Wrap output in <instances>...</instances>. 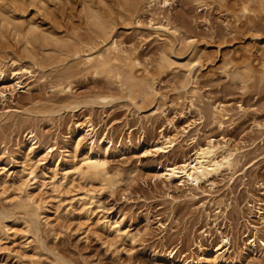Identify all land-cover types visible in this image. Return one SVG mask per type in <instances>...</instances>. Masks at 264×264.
I'll return each mask as SVG.
<instances>
[{
	"label": "rangeland",
	"instance_id": "rangeland-1",
	"mask_svg": "<svg viewBox=\"0 0 264 264\" xmlns=\"http://www.w3.org/2000/svg\"><path fill=\"white\" fill-rule=\"evenodd\" d=\"M85 1L0 0L16 20L0 18V172L19 171L25 160L40 173L80 159L90 139L76 127L90 118L98 154L121 181L110 189L74 175L56 191L33 184L43 205L36 236L20 207L26 191L0 179V213L11 216L0 264H264V0H140L130 9L105 0L113 15L104 0H89L108 7L107 37L87 20ZM113 41L124 62L111 65L125 63L133 79L87 61ZM19 67L27 69L20 85L12 81ZM145 80L152 87L143 94L134 84ZM105 137L113 141L106 153ZM208 143L218 160L232 154V164L197 185L164 177L167 165L191 160ZM160 144L169 147L155 152ZM89 193L120 232L78 213L77 199Z\"/></svg>",
	"mask_w": 264,
	"mask_h": 264
},
{
	"label": "bare ground",
	"instance_id": "bare-ground-1",
	"mask_svg": "<svg viewBox=\"0 0 264 264\" xmlns=\"http://www.w3.org/2000/svg\"><path fill=\"white\" fill-rule=\"evenodd\" d=\"M1 1H3V0H1ZM104 1L100 0L99 3H101V2L103 3ZM170 1L171 0H149V2L160 3V4H162V6L169 5ZM88 2L90 3L89 6H87ZM88 2L85 1L86 4L83 3V5H85V7L87 6L86 8L83 6V11L86 9L85 10L86 14H84V15L85 16L87 15V17H86L87 20L89 22L91 21V23L93 24L92 27L98 28V29L95 28L96 31L98 30L97 31L98 33H99V30H100L101 33L104 36L108 35L109 34V27H108V24H107V22L105 20V16L107 14L106 11H108L106 9L108 7L106 9H104L105 8L104 6L105 5L106 6H110L111 10L109 9V12L112 11L113 8H111V7H113V6H111L109 3H106V1H105V3H106L105 5L101 4V6H103V9L101 8L102 9V11H101V10H99V5L100 4L97 5L98 8L96 9V7H94L95 3L93 4V2H92L93 6H91V2L89 0H88ZM138 2H140V0H123L124 5L127 8H129V9L131 8V6L133 4L134 5L136 4V6H137ZM0 4H2V3L0 2ZM4 5H7V3L4 4ZM9 5L10 4H8L7 6H4V7L6 8ZM138 5H139V3H138ZM13 7L10 8L11 11L16 10V9H13ZM118 9L120 10V7ZM131 10L133 11V9H131ZM113 11L115 12L116 10L113 9ZM109 12H108V14H109ZM116 12L118 13V11H116ZM8 13H9V8L8 9H4L3 7L2 8L0 7V18H1V20H2V18L3 19L7 18L8 17ZM113 13H112V15H113ZM122 14H123V16H126L124 14H127V13H122ZM9 15H10V13H9ZM120 15H121V13H120ZM110 17H111V15L110 16L108 15V19ZM11 18H12V16L10 15L9 16V20ZM89 18H90V20H89ZM7 19H6V22L9 23V20L7 21ZM106 19H107V17H106ZM1 20H0V22H1ZM11 21H13V23H14V21H16V20H14L12 18ZM29 22H31L30 26H36V24L39 25L37 22L35 23V21H33V20L29 21ZM19 25L21 26V24H19ZM15 26L16 25H14V27ZM155 28L157 30L169 31V29L166 26L162 25V24H159ZM44 38H46V37H44ZM56 38H55V41H56ZM57 40H58V38H57ZM58 41H56V42H58ZM120 52L121 51L118 48L116 42L113 41L105 49L104 53H99L97 55L90 54L87 57V61L88 62H95L97 64V63H99L98 60H100L101 63L97 64V65L100 66V67H98L99 68L98 70L101 71V72H104L105 70H107V68L108 69L112 68V67H110V66H113V65H111V61H116L118 58H121V60L120 59H118V60H120V62H124L122 60L123 58L121 57L122 55H120ZM111 53H114L113 57L111 56ZM163 56L164 57L167 56L166 53ZM123 57H124V60H125L127 56L126 57L123 56ZM163 58H162V60H163ZM164 59L169 61V58H164ZM127 60H128V58H127ZM166 60H165V62H166ZM131 64L135 65V64H138V62H137L136 59H134L133 62L131 61ZM120 65H122V64H120ZM120 65L119 66L117 65V66L120 67V69L122 70L124 68L123 66L125 65V63L122 65L123 68ZM117 66L116 65L113 66L114 69L117 68ZM131 67L129 65L128 68H131ZM100 68L103 69V70H101ZM19 69H20V67H19ZM22 69H24V68H21L18 71L15 70L13 72L12 81L14 83L18 84V85L21 84V78H22V73H23ZM120 69H116V70H119V73L120 72L122 73V71H123L122 74L127 72L124 69L122 71H120ZM24 71H27V69L25 68ZM129 71H131V70H129ZM114 72H116V71L114 70L112 72L113 75H116ZM131 72L130 73L128 72V73L132 74ZM243 72H244V70H243ZM3 73H4V70L0 66V78L3 76ZM116 73H118V72H116ZM128 73H125V75L126 74L128 75ZM245 73H244V75H245ZM122 74L120 75V77H122ZM128 76L131 77L132 75L131 76L128 75ZM128 76H127V78H128ZM116 77L117 76H115V78ZM117 78H116V80H117ZM134 78H136V77H134ZM122 79H123V77H122ZM147 79L149 80V78H147ZM127 80H126V82H127ZM136 80H137V78H136ZM148 80L138 81L139 84L135 83L134 87H135V85H136V87L140 86L142 88V90L140 92L143 93L146 89H149V88L152 87V83H150L151 81L149 82ZM131 81H133V80L130 79V81H128V82L132 83ZM137 85H139V86H137ZM131 86H129L130 89L132 88ZM134 89H137V88H134ZM134 89H132V92H133ZM130 92L131 91L129 90V92H128L129 96L131 94ZM146 93H148V92L146 91ZM149 93H150V91H149ZM132 95H133V93H132ZM76 128H79V129L81 128V130L83 131L85 137L86 138L88 137L90 139L89 150L80 159L77 160L76 156H74V158L72 160H70V161L64 160V161H61V163L59 161L58 162L55 161V162H53L54 163L53 166L42 170L40 173L36 170V168H35V166L33 164L28 163V160H25V162L23 164V168L21 170H19V171L9 170V168H7L6 166L1 167L0 179H1L2 182L17 185L19 187H22L23 190L26 191L27 199H25V201H23V202H20V207H21V209H23L22 211H23L24 217H25L24 223L28 226V231L34 233L36 236L39 235V231H40L39 230L40 229L39 228V221H40V216H41V213H42V210H40V209L43 207V205L31 193L32 191L30 190L29 187H31L33 184H35L37 182H41L42 185H46L47 187L49 185L51 187V188H49L50 190L52 189V190L56 191V190L59 189V187H66V186H68L70 184H73L75 182V180H76L74 175L75 176L76 175L80 176V178L83 179L84 182H86V184H89V185L90 184L91 185L95 184L94 186H96L98 184V185H102L103 187H107V188H110V189L114 188L121 181L120 172L118 170H113V171L110 170L108 168L109 160H107L105 157L103 158V156H100L98 154V153H101L100 152V148H99V142H98V139L96 138L97 131H98L97 128L98 127L92 122V120L90 118H88L84 123L78 124V126ZM26 137L28 138L29 141H31V144H33V145H36L39 142V140H40L38 135L33 130H30V129L27 131ZM80 137L84 138V136H82V134H81ZM80 141H81V139H80ZM102 142H103L104 147H106L105 150H103V151H105V153L109 152L110 150L113 149V147H112L113 146V141L111 140L110 137L109 138L105 137L104 140H102ZM158 143H159V141H158ZM171 143H172V141H167L166 142V144H169V145ZM164 145L160 144L158 146H155L156 147V151L155 152L164 151V150H166L169 147V145L168 146L167 145L164 146ZM152 148H154V147H152ZM216 150H217V148H216L215 144L208 143V145H206L204 147H199V149L195 153L196 155L193 158H191V160L188 161L187 159H184L183 162H181V163H177L175 161L171 165H167L166 166L165 172L163 171L164 173L162 172V170H161V172H162V174L164 175V177L166 179H171V180L172 179H176V180L181 181V183H183L182 181L188 180V181H190V182H192V183L197 185L200 182L204 181L205 179H208V177L212 173L217 172L222 166H224V165L230 166L232 164V154L223 156L221 160H218L215 157ZM59 165H60V167L58 168ZM164 165L165 164H163V166ZM159 174H160V172L158 173V175ZM76 203H78V206L80 208L78 213L79 214H83L87 218V220H91V222L96 224L98 227H101L102 229H105V230H108V231H112V232H120L122 230L120 228L119 224H118V221L117 220H113L112 216L110 217L109 214L108 215L106 214V213H109L108 212L109 211L108 208H106L105 205H103L97 198L95 199L94 195H91L90 193L89 194H85V198H78ZM111 213H112V211H111ZM0 215H1L0 217H3L1 222H0V237H1L2 234H3L4 228L8 227L7 226L8 224L4 223L3 221H5V219L7 217L9 218L11 216H7V214H2V213H0ZM46 217H47V215H46ZM11 219L15 220V217H13ZM92 220H94V221H92ZM45 221L47 222V224L50 223V221H48L47 219H45ZM224 242H228V240L225 239V240H223V243ZM221 249H222V247L219 246L216 249L215 253H218V251H220Z\"/></svg>",
	"mask_w": 264,
	"mask_h": 264
}]
</instances>
